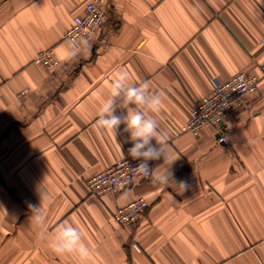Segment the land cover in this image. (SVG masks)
Listing matches in <instances>:
<instances>
[{
	"label": "crops",
	"instance_id": "1",
	"mask_svg": "<svg viewBox=\"0 0 264 264\" xmlns=\"http://www.w3.org/2000/svg\"><path fill=\"white\" fill-rule=\"evenodd\" d=\"M87 1L0 0V264H80L39 238L30 206L41 186L47 231L78 226L87 264H264V77L225 118V142L214 126L181 131L215 80L261 74L264 0H105L102 24L82 38L90 51L69 58L64 35ZM47 48L53 68L35 61ZM117 70L162 95L158 131L186 189L151 178L100 196L87 188L132 147L126 125H96ZM139 196L143 215L118 226L115 210Z\"/></svg>",
	"mask_w": 264,
	"mask_h": 264
},
{
	"label": "clouds",
	"instance_id": "2",
	"mask_svg": "<svg viewBox=\"0 0 264 264\" xmlns=\"http://www.w3.org/2000/svg\"><path fill=\"white\" fill-rule=\"evenodd\" d=\"M90 49L89 41L76 38L70 39L65 45L69 58H74ZM130 80L127 71L117 70L112 74L107 95L102 96L98 109L96 119L98 129L115 133L121 124L126 125L125 130L130 133L132 143L127 154L139 161L132 171L143 177H150L155 183L186 189L187 185L183 181L178 184L173 182L169 169L176 159L170 158L165 141L158 131L156 117L162 111L164 103L162 95L150 91L147 83L135 84ZM118 98H122L123 106L127 109L126 115L117 114L115 101ZM129 105H135V107H128ZM153 140L156 141L155 145L152 143ZM121 156L125 158L122 151ZM160 159H163V164L156 168L149 166V161ZM39 196L40 206H30L32 209L30 220L38 227L39 238L46 241L49 249L55 254L72 255L79 259L80 264H87L91 250L85 243L79 227L64 222L58 224L54 232L49 233L46 216L41 212V205L50 202L52 196L43 186L39 189Z\"/></svg>",
	"mask_w": 264,
	"mask_h": 264
},
{
	"label": "built area",
	"instance_id": "3",
	"mask_svg": "<svg viewBox=\"0 0 264 264\" xmlns=\"http://www.w3.org/2000/svg\"><path fill=\"white\" fill-rule=\"evenodd\" d=\"M105 6V0H88L84 12L74 16L64 38L82 40L84 36L93 34L103 22ZM262 43L264 44V39ZM35 61L53 68L59 60L53 48H47L37 53ZM260 72V75H249L239 70L227 79L215 80L210 93L193 104L190 116L181 131L197 136L203 128L214 126L219 133L218 140L225 142L227 136L222 130L225 118L232 111L246 106L249 96L256 90L261 77H264V62L260 64ZM148 163L151 168H155L154 161ZM138 164V160L126 154L124 159L120 158L89 176L86 180L87 188L98 196L105 192L130 189L137 182L150 179L132 171ZM147 205L145 197H135L115 210L114 219L118 226L129 227L143 215Z\"/></svg>",
	"mask_w": 264,
	"mask_h": 264
}]
</instances>
